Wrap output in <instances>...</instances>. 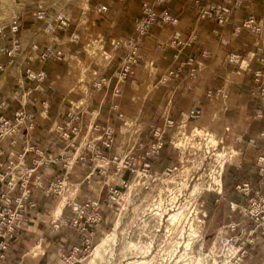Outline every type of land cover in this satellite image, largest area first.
<instances>
[{"label": "crops", "instance_id": "0c3cea01", "mask_svg": "<svg viewBox=\"0 0 264 264\" xmlns=\"http://www.w3.org/2000/svg\"><path fill=\"white\" fill-rule=\"evenodd\" d=\"M48 1L15 0L16 4H21L20 9L8 24L0 27V70H3L1 75L4 76L0 86V101H5L0 109V118L13 120L15 112L20 109L35 116V119L29 123L31 125L23 124L17 135L0 139V172L4 171L7 159L13 163L21 161L31 164L37 161L39 165L35 174L41 176V184L43 188H46L50 183L59 181L63 177L66 171L64 162L68 161L70 163L69 186L71 184L72 188H75L78 196L89 197L88 200L100 202L103 222L93 230L91 236L93 243L98 230L107 223L105 205L111 188L117 190L123 188L121 185L110 186L105 180L108 175L115 173L124 182L130 175L129 169L121 174L119 168L121 163H117V157H114L115 163L108 166L96 164V161L103 162V160L111 159L105 158L109 148H104L102 145L100 147L98 142L110 126L100 119L89 120L87 117L83 119L78 115L83 110L78 111L70 103L71 97L78 95L66 87V82L63 81L74 76H68L62 71L59 58L51 56L45 59L42 55L48 48L62 52L68 51L73 44H78L76 40L79 39L89 42L91 38H98L99 35L104 39L119 38V41H116L117 47L110 51L108 61L110 66L103 68V72H100V76L106 80L109 75L112 76V71L118 69L120 59L127 49L128 38L133 34L136 35L133 28L143 17L142 4L146 3L156 14V21L150 27L152 33L149 37V41L153 44L151 49L154 50L139 51V64L134 66L132 79L134 80L139 75L138 71L144 67L146 60L155 64L156 77L160 79V76L165 74L170 79L169 81L175 84L170 89L169 103L164 109L166 115L169 117L171 114L172 117L169 118L175 122L183 114L187 115L189 111L195 109L202 112L203 116L201 115L200 118L206 117L209 112H214L223 115L233 113L234 117L239 118L240 121L244 120L246 146L242 154L246 167L239 166L229 173L232 181L229 183L228 190L237 189L243 179L249 183L251 189L246 193L252 195L253 192H258V185L264 183V105H256L253 102V97L258 99L256 97L258 84L252 80L253 70L257 66L253 64L250 71L245 70L240 74L236 70L240 69L239 64L230 62L228 56L236 54L241 57L245 55L247 58L252 53L258 56V50L262 49L263 44L258 46L256 43H262L263 30L259 35V40L258 35L248 30L241 31L238 36H235L233 31L235 26L246 20L250 13L255 12L258 21L264 19L262 0H240V2L236 0H166V5L162 8L156 7L153 4L154 0H86L87 10L82 11L76 8L74 11L75 20L70 26V35L67 29L63 35L60 34V29H58L60 18L55 16L56 12H52L50 7L42 5L43 2ZM223 3L235 5L223 29L218 27L215 19L198 18L200 8ZM42 16L50 19L49 28L52 29L50 33L53 35L50 40L42 34L46 25ZM167 17L174 22L164 21ZM81 18H84L83 22ZM109 20H111L110 23ZM192 30L199 32L201 41L193 49L185 51L181 44L188 40ZM70 36L73 37L70 38ZM175 36L178 39L176 42L181 43L171 46L170 42ZM162 45L165 46L164 50L160 51L162 56L159 52V57L156 47L160 48ZM15 54L19 58L14 67ZM140 63L143 65L141 66ZM27 71L44 72L45 78L42 85L35 87L27 78ZM226 73L232 74V82L229 86L222 87L220 80L222 76L225 77ZM95 79L98 80L97 77ZM95 79H92L90 84L92 88L95 85ZM263 81L264 76L260 79V82ZM115 82L116 80H112L108 87L104 84L102 93H99L100 96L98 95L97 98L99 102L94 105L93 99L92 107L88 106L84 111L94 110V106L96 110L92 112L103 117L104 112L111 109L113 102L117 101L116 94L123 86L120 84L117 87ZM212 92L216 94V99L212 96ZM194 94L200 97L196 99ZM223 98L226 102L228 101L226 103L228 105L222 103ZM46 104L47 107H45ZM116 107L118 104L113 107L117 109L118 114L121 109ZM69 110L72 114H76L78 119L72 120L71 115L66 117ZM45 115L50 121L43 118ZM105 116L104 118L109 119V114ZM115 117L117 118V115ZM52 123L56 124L54 130L51 129ZM111 124L114 125V123ZM72 126H76L77 130L72 131ZM90 133L97 136L96 141L92 142V137H88ZM76 137H80V140L73 142ZM148 156L145 159L150 160ZM50 158L51 161H49ZM260 159L263 162L261 167L256 166V162H260ZM99 180L103 182L99 184ZM2 185L4 183L0 184V189ZM92 186L94 189H91ZM19 194L20 192L15 190L10 198ZM78 196L75 197L76 200ZM31 199L36 203V207L29 213V221L24 223L14 235L7 248L0 249V264H66L62 257L68 254L73 246L82 249V238L71 230L56 236L52 235V231L47 230L52 217V212L48 208L57 207L58 196H46L34 192ZM246 199H248L247 196ZM260 204L264 205V201ZM59 210L64 215H71L68 207L61 205ZM249 222L247 216L244 219L240 218L230 229L231 235L235 231L245 232L244 229ZM247 235L251 236V243L246 244L248 250L245 257L246 262L254 264V261H259L260 264H264V234L260 235V238L257 233ZM38 245L42 249L41 253L32 254Z\"/></svg>", "mask_w": 264, "mask_h": 264}, {"label": "rangeland", "instance_id": "374dc122", "mask_svg": "<svg viewBox=\"0 0 264 264\" xmlns=\"http://www.w3.org/2000/svg\"><path fill=\"white\" fill-rule=\"evenodd\" d=\"M86 2V0H49L46 3L43 2L42 5L44 7L47 5L52 12H56L55 16L60 18L59 22L64 21L65 25L59 30L60 34L63 35L67 29L70 35V26L75 20L74 11L76 8L82 11L87 10ZM15 4L14 0L13 5L16 6ZM5 6L0 0V17ZM12 18V16H9L7 20L1 18L0 27L8 24ZM83 20L84 18H81L82 22ZM262 20L259 23L262 25L263 41L262 43L257 42L258 46L264 44V19ZM44 21L46 25L42 34L50 40L53 36L50 33L52 29L49 28L50 19L44 18ZM151 33V29L145 33L139 51L154 50L151 49L153 44L149 41ZM259 38L258 35V40ZM76 41L78 44H73L71 49L65 52L46 49L43 52L45 59L51 56L59 58L62 71L68 76L75 77L63 81L66 82V87L78 95L71 97L70 102L78 111L83 110L78 115L83 119L86 117L89 120L100 119L110 126L106 131L112 132L113 142L105 158L111 159L103 160V162L96 161V164L108 166L115 163L114 157H117V163H121L120 173L124 174L125 170L129 169L130 175L124 182L115 173L107 176L105 181L108 185H121L123 188L117 190L119 191L118 196L106 202L107 223L98 230L91 253L77 260L75 264H142L137 263L141 260L145 261L143 264H171L169 263L170 256L165 255L163 249L171 235L179 237L175 245L180 244L182 240L185 247L191 250L190 253L184 254L183 252L180 256L186 260L187 264H220L222 261L219 256L224 240L238 237L241 231L243 232V230L240 233L235 231L231 235L230 229L240 218L244 219L247 216L249 219L250 211L255 216L249 219L250 222L244 229L245 234L242 240H245L249 233H257L260 238V235L264 233V226L258 223L254 225V218L260 219L261 217L259 216L262 210L260 202L264 201V183H260L258 192H253L252 195L239 191V189L228 190L229 183L232 181L229 173L239 166L246 167L242 154L246 146L244 120L240 121L239 118L234 117L233 113L223 115L214 112H209L206 117L200 118L202 112L195 109L193 112L189 111L187 115L183 114L175 122L169 118L172 117L171 114L168 117L164 112L165 105L169 103L170 89L175 84L170 82L165 74L158 79L155 64L146 60L144 67L140 69L142 72L138 71L139 75L134 80L133 77L122 79L119 76V67L111 72L112 76L109 75V78L104 80L100 72H103V68L110 66L108 65L110 51L117 47L116 41H119V38L104 39L99 35L98 38H91L89 42L80 39ZM162 46L160 47L162 50L156 47L159 57V52L164 50L165 45ZM250 58L251 54L247 58L245 55L241 57L243 61L240 69H236L240 74L247 70V64H252L249 62ZM15 64L14 62L13 65ZM195 68L198 67L195 66ZM2 72L3 70H0V75ZM224 76L221 77L220 84L222 87H227L232 82V74L226 73ZM96 77L98 80L95 79ZM92 79H95L93 88L90 85ZM101 79L104 82L99 85ZM112 80H116L117 87L120 84L123 86L116 94L117 97L114 95L117 101L113 102L111 109L104 112L105 115L109 114V119L104 118L105 115L100 117L98 113H93L92 111L96 110L94 106V110L84 111L86 107H92L93 99L94 105L99 102L97 98L102 93L104 84L108 87ZM2 82L0 79V86ZM196 96L194 94L196 99L200 97V95ZM212 96L214 99L217 98L213 92ZM253 102L256 105H263L259 98L253 97ZM222 103L226 104L228 101L226 102L223 98ZM117 104L116 108L121 109L118 110V114L117 109L113 108ZM69 115H72L70 110L66 117ZM111 123L114 125L112 126ZM51 127L53 129L56 124L52 123ZM88 137H92V142L97 139V136L92 133ZM79 138L76 137L73 142L79 141ZM104 139L105 135L98 141L100 147ZM158 144H161L158 153H152ZM146 156L150 157V160L145 159ZM126 162L134 163V166H128ZM145 163L148 164L147 167L142 166ZM256 164V166H262L258 161ZM68 180L67 177L65 187L58 195L57 207L48 208L52 212L51 219L60 214L64 215L59 207L61 205L66 207L68 198L75 199L78 196L75 188L69 189ZM99 181V184L103 182ZM243 183L245 181L242 179L239 185ZM79 197L78 201L90 199ZM229 202L234 205L232 209H228ZM253 202L254 205H252ZM191 203L194 208L185 225L181 227L179 220ZM177 205H182L184 210L180 216L177 215L176 219L171 217V222L174 220L176 222L169 225L167 217L169 213H172L173 208L171 207ZM105 237L106 243L102 258L91 263L97 244ZM230 248L235 250L236 247ZM242 264H253V262L245 260ZM254 264L260 263L254 261Z\"/></svg>", "mask_w": 264, "mask_h": 264}, {"label": "built area", "instance_id": "2783aa9c", "mask_svg": "<svg viewBox=\"0 0 264 264\" xmlns=\"http://www.w3.org/2000/svg\"><path fill=\"white\" fill-rule=\"evenodd\" d=\"M239 1L240 0H236ZM264 2V0H262ZM153 4L162 8L166 5V0H154ZM235 6V5H234ZM234 6L229 3L225 4H210L205 8H200L198 11L199 19H215L217 25L220 29H223L229 21V18L234 10ZM142 14L143 17L138 20L136 26H134L133 30L136 35L128 38L127 49L125 50L124 55L120 59L118 64L119 67V76L122 79L129 78L134 73V66L139 61V48L142 43V39L144 38L145 33L150 29L152 24L156 21V14L152 9L146 4H142ZM43 14V13H41ZM174 22V20L170 18H165L164 21ZM65 25L64 21H60L58 24V29H62ZM250 31L254 35H260L262 31V25L258 21V17L256 13H250L246 20L242 21L239 25H236L233 31L235 36H238L241 31ZM217 34V31H215ZM177 37L175 36L173 40H171L170 45L174 44L179 45L181 42L177 41ZM178 40V39H177ZM201 41V36L199 32L196 30H192L189 34L188 40L184 42L182 45V49L185 51H189L193 49L197 44ZM258 56L255 53H252L250 61L251 65H246L248 71L251 70V66L256 64L257 68L253 70V82L258 84L257 88V96L262 101L264 105V81L260 82V79L264 76V44L262 49L258 50ZM60 55V53H58ZM42 58H45V54L42 55ZM230 62L239 63V67L243 60H241V56L236 54H230L228 56ZM27 78L31 80V82L38 87L42 85L43 80L45 78L44 72L33 73L31 71H27ZM104 82L101 79L99 85ZM5 101H0V109L4 106ZM48 105L46 104L45 107ZM192 110L191 112H193ZM198 112V111H197ZM70 116V115H69ZM50 121L48 117H43ZM72 120L78 119V116L75 114L71 115ZM35 119L34 114L27 112L24 109L17 110L14 115L13 120H7L4 118H0V139L5 136L17 135L19 133L20 128L25 123H31ZM31 125V124H29ZM66 125V124H65ZM54 130V128L52 129ZM72 131L77 130L76 126H72ZM111 131H104L105 139L102 140L101 145L104 148H110L112 146L113 138H111ZM161 144H158L156 149H153L152 153H158V149ZM51 161V158L49 159ZM259 163H263L260 162ZM128 166H134V163L130 164L126 162ZM39 163L37 161L33 163L29 162H21L13 163L11 160L7 159L6 165L4 166V171L0 172V184L4 183L0 189V249L5 250L9 242L13 239L14 235L19 231V229L29 221V213L33 211L36 207V203L32 201L31 196L34 192L42 193L43 195H60L62 190L65 187V181L68 177L69 166L70 163L68 161L64 162V166L66 171L63 177L56 182L50 183L46 188H43L40 178L41 176H37L35 173L37 166ZM143 167H147L148 164L145 163L142 165ZM33 178V179H32ZM32 179V180H31ZM249 183L245 182L242 185L238 186L237 189L239 191H243L244 193L249 191ZM15 190L20 192L19 195H14L10 198L11 193ZM119 195V191L116 188H111L108 198L113 199L114 197ZM252 201V200H250ZM14 205L13 207L11 205ZM182 204V203H179ZM254 205V202L252 203ZM66 207H68L71 211V215H62L60 214L58 217L51 219L47 225V230L52 231V235L56 236L60 233L71 230L73 233L79 234L82 238V249H78L77 246H73L71 251L62 257L63 261L66 264H75L77 260L82 259L83 257L88 256L91 253V249L93 247V243L91 242V236L93 234V230L103 222V215L101 212V206L98 201L93 200H76L73 198H68L66 201ZM261 214L258 217L254 218L255 223L262 224L264 226V205L261 206ZM172 213H169L168 217L176 213L180 216V213L184 210L182 205L172 206ZM194 205L192 203L186 208V211L183 216H181L179 220V225L183 227L189 218ZM174 211V212H173ZM250 213V218L252 219L255 215L252 211ZM177 216V217H178ZM166 218V219H167ZM176 220L173 222V224ZM92 230H89V229ZM170 229V228H169ZM257 230V228H256ZM264 234V233H262ZM244 236V232H241V235L235 238H228L224 240L223 248L220 251V264H242L245 261V257L247 255L246 244L251 243V236L247 235L245 240H242ZM185 237H183L184 239ZM173 239V241H172ZM179 240L178 235L170 236L169 242H166L167 245L163 248L164 254L170 256L169 263L171 264H187L186 260L183 259L181 254H188L191 252L185 245L182 240L181 243L175 245V241ZM165 243V244H166ZM230 247H236L235 250ZM167 248V251H166ZM157 253V251H156ZM178 257H180L178 259Z\"/></svg>", "mask_w": 264, "mask_h": 264}, {"label": "bare ground", "instance_id": "6f19581e", "mask_svg": "<svg viewBox=\"0 0 264 264\" xmlns=\"http://www.w3.org/2000/svg\"><path fill=\"white\" fill-rule=\"evenodd\" d=\"M3 3H4V5H6L5 6V8L4 9H2V11H3V13L1 14V17H0V19L1 18H3V19H5V20H7L8 19V17L9 16H14L17 12H18V10L20 9V7H21V5H18V4H15L16 6H14L13 5V1L14 0H1ZM4 7V6H3ZM17 55H15V58H14V62L16 63L17 62ZM14 66V65H13ZM15 67V66H14ZM4 78V76H2L1 77V80ZM96 186V185H95ZM69 187H73L71 184H70V186ZM71 188H69V189H71ZM91 188V187H90ZM91 189H94V187L92 186V188ZM234 207V205H233V203H231V202H229L228 203V209H232ZM173 215L174 216H172V215H170L169 216V218L167 219L168 221V224L170 225L171 223H173L174 221H172L171 222V217H175V219L177 218V215L178 214H176V213H173ZM107 238L109 237V236H106ZM106 237H105V239H103L101 242H99L98 244H97V246H96V248H95V250H94V253H93V260L91 261V263H95L98 259L100 260V258H102V256H103V251L105 250V243H106ZM108 240V239H107ZM41 247H40V245H38L37 247H36V249L35 250H33L32 251V254H34V253H41ZM31 252V251H30ZM103 253V254H102ZM92 257V256H91ZM92 259V258H91ZM137 260V259H136ZM145 262V261H144ZM143 262V260H141V261H137V263H144ZM132 263V262H131ZM128 264V263H127ZM133 264H135V263H133Z\"/></svg>", "mask_w": 264, "mask_h": 264}]
</instances>
